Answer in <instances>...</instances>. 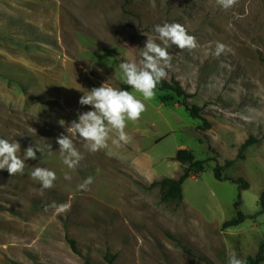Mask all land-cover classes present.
<instances>
[{
    "label": "rangeland",
    "instance_id": "374dc122",
    "mask_svg": "<svg viewBox=\"0 0 264 264\" xmlns=\"http://www.w3.org/2000/svg\"><path fill=\"white\" fill-rule=\"evenodd\" d=\"M165 22L196 37L191 51L168 48L166 80L191 98L156 90L141 118L128 122L129 144L109 142L93 154L76 139L84 159L69 170L56 140L78 113L92 110L80 97L106 82L120 89L119 63L138 61L147 36L162 43L154 26ZM217 41L231 51L217 57ZM185 104L201 108V119ZM0 138L18 142L21 158L29 146L44 148L25 161L23 174L0 170V264H228L231 252L256 258L264 243V0H238L228 10L216 0H0ZM182 149L205 166L184 183L183 203L173 209L152 184L189 167L175 160ZM35 166L56 173L54 187L31 178ZM218 167L228 180L216 179ZM89 176L93 183L81 190ZM239 199L246 219L225 229Z\"/></svg>",
    "mask_w": 264,
    "mask_h": 264
},
{
    "label": "clouds",
    "instance_id": "9594fccd",
    "mask_svg": "<svg viewBox=\"0 0 264 264\" xmlns=\"http://www.w3.org/2000/svg\"><path fill=\"white\" fill-rule=\"evenodd\" d=\"M237 2L238 0H216L224 10L234 7ZM154 31L162 43H157L152 37L147 36L146 44L140 52V59L120 62L118 65L123 83L130 86L133 91L115 88L106 82L99 87L91 88L80 97L79 104L91 106L92 110L78 113V120H73L67 128L68 134H61L56 140L60 158L69 170L74 171L84 159V155L74 142L76 139L83 143L86 151L93 154L107 150L109 142L115 147L129 144L132 137L126 132L128 122L135 123L141 118L147 107L145 101L155 98L157 87L167 79L168 70L172 68V55L168 48L176 45L181 50L191 51L198 46L196 37L190 35L180 23L158 24L154 26ZM230 51L228 45L216 42L217 57ZM134 93H139L142 99ZM59 123L63 126L65 121L60 120ZM32 130L36 132L34 128ZM112 133H115V136ZM47 147L51 150V145ZM37 151L43 153L44 148L29 146L21 158L18 155L21 152V145L18 142L0 138V170L6 169L10 176L23 174L25 161L37 159ZM30 176L40 183L42 189H51L57 179L53 170L40 166L33 167ZM64 178L70 180L71 176L66 172ZM92 183L93 178L89 176L79 188L87 190ZM228 264H246V261L238 258L235 252H231Z\"/></svg>",
    "mask_w": 264,
    "mask_h": 264
},
{
    "label": "trees",
    "instance_id": "16d2710c",
    "mask_svg": "<svg viewBox=\"0 0 264 264\" xmlns=\"http://www.w3.org/2000/svg\"><path fill=\"white\" fill-rule=\"evenodd\" d=\"M120 89L127 90L130 92L133 91V89L125 83L121 85ZM156 90L161 91V92H171L178 98H183V99L191 98V96L184 90L182 85L176 80L169 82L165 79L161 82V84L157 87ZM184 106L192 118L201 119V112H202L201 108L197 106L190 107L187 104H185ZM203 122L204 124L206 123V121L204 120ZM205 126L208 127V125H205ZM250 145H251V140H248L242 146L241 152L247 149ZM175 160L179 162L181 165L183 166L189 165V167L186 168L185 171L177 179L166 178V179H163L161 181H158L152 184V186L154 187H157V186L160 187L161 193H162L161 202L163 204H166L172 207L173 209H176L183 203L184 183L188 179H190L192 176L200 175L204 171V166H205V162L197 161L193 153L186 149L179 150L177 152ZM232 164L233 162L228 163L229 166H231ZM215 177L217 180H220V181L228 180L222 177V169L220 167H218L215 170ZM232 181L236 184H239L240 189L242 190L249 188V183H247L243 179L232 180ZM259 203L262 208V213H264V192H262L260 196ZM240 207H241V200L239 199L235 203V209L237 211V216L232 221L225 223L224 225L225 229L238 226L244 222L246 217L240 210ZM70 243L75 249V243L73 241H71ZM263 262H264V243L261 245L259 253L256 256V258L247 259L246 264H262Z\"/></svg>",
    "mask_w": 264,
    "mask_h": 264
},
{
    "label": "crops",
    "instance_id": "0c3cea01",
    "mask_svg": "<svg viewBox=\"0 0 264 264\" xmlns=\"http://www.w3.org/2000/svg\"><path fill=\"white\" fill-rule=\"evenodd\" d=\"M183 166V165H182ZM184 167V166H183ZM177 179V178H176Z\"/></svg>",
    "mask_w": 264,
    "mask_h": 264
}]
</instances>
